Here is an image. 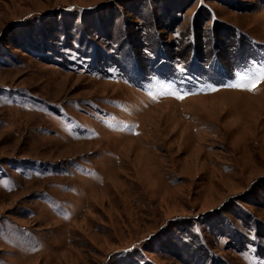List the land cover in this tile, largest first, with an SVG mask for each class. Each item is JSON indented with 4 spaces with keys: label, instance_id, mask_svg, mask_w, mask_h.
<instances>
[{
    "label": "rangeland",
    "instance_id": "1",
    "mask_svg": "<svg viewBox=\"0 0 264 264\" xmlns=\"http://www.w3.org/2000/svg\"><path fill=\"white\" fill-rule=\"evenodd\" d=\"M0 264H264V0H0Z\"/></svg>",
    "mask_w": 264,
    "mask_h": 264
},
{
    "label": "snow or ice",
    "instance_id": "2",
    "mask_svg": "<svg viewBox=\"0 0 264 264\" xmlns=\"http://www.w3.org/2000/svg\"><path fill=\"white\" fill-rule=\"evenodd\" d=\"M252 87H253V89H254V88L256 87V85H255V84H253V85H252Z\"/></svg>",
    "mask_w": 264,
    "mask_h": 264
}]
</instances>
